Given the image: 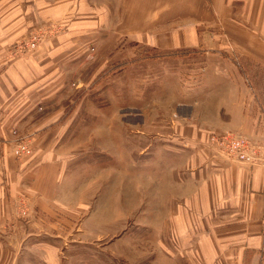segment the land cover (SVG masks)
I'll use <instances>...</instances> for the list:
<instances>
[{"label":"crops","instance_id":"obj_1","mask_svg":"<svg viewBox=\"0 0 264 264\" xmlns=\"http://www.w3.org/2000/svg\"><path fill=\"white\" fill-rule=\"evenodd\" d=\"M53 24L60 31L40 48L10 55L15 41ZM136 48L160 54L136 58ZM132 72L135 90L156 96L152 115L137 104L131 122L96 116L95 107H129L123 91ZM84 102L92 109L80 115ZM112 120L128 131L119 142L124 198L139 212L144 194L157 204L167 238L156 246L168 264H264V166L228 160L206 142L219 129L264 141V0H0V264H60L42 222L85 181V165L96 163L110 185L114 143L100 147L90 124ZM85 121L94 143L79 154L74 140L83 132L73 123ZM14 128L36 132L23 160L5 142ZM19 192L43 221L9 213L8 196ZM79 245L64 264H114L108 255L81 258Z\"/></svg>","mask_w":264,"mask_h":264},{"label":"rangeland","instance_id":"obj_2","mask_svg":"<svg viewBox=\"0 0 264 264\" xmlns=\"http://www.w3.org/2000/svg\"><path fill=\"white\" fill-rule=\"evenodd\" d=\"M45 29L47 28H38V30H41L38 33H42ZM27 34H29V32ZM127 46L128 50L135 47L133 44H127ZM11 49L12 45L10 50ZM136 50L137 51H134V53H136L134 57L136 58L141 56L152 57L157 53L153 52L149 54L151 51L150 49H141L139 51V49L136 48ZM144 51H147L148 55L145 54ZM111 77H113L112 80L117 79L115 75ZM134 77L135 75L133 72L127 74V89L123 91V95L125 94L124 98L129 107H119L117 105H112L110 108L105 109L103 107H95L93 113L97 116L105 111L109 113L111 117H123L122 119L131 122L133 119L130 121L127 116H135L136 110L134 109H136L135 107L139 104V108L142 107L140 109L143 110L144 115L150 117L152 115V110L156 108L152 103V98L156 96H154L153 92L149 89L143 91L135 90ZM82 95L83 92H79V97H82ZM119 96V92L112 91L111 102L115 101V103L118 104L119 101L117 99ZM91 109L92 108H87L84 102L78 114L86 115ZM66 110L65 112L67 114L69 109ZM90 125L94 126L95 134L99 138L98 143L100 147L104 142L114 143V145L110 147L111 159L109 165H111V171L108 179L110 180V187L106 185L105 188L103 186V176L107 175V173H103L104 171L100 169L98 171L95 167L98 166L96 163L93 165L94 167L91 165L90 168H87V165H85L83 171H81L85 181L79 180L75 182V185L72 186L73 192L63 195L64 199L69 200L63 204V210H53V213L49 214V217L45 221L40 220L43 219V214L31 213L33 208H30L29 211L28 197L24 192H19L15 197L8 196L9 213L14 212L15 216L24 215L23 217H25L26 220L28 217L29 219L32 218L31 214H35V218L39 219L38 221H43L42 224L46 225L50 232L55 234L54 236L56 237L55 239L57 240L58 246L54 252L56 258L60 260V264H64L66 260L71 259L72 250L70 247L76 244H80L77 247L78 252L73 253H78L80 257L84 259H87L89 255L94 253L99 257L108 255L111 257L114 264H150L152 258L158 260V264H168V259L161 257L162 253H168L166 250L167 244H164L163 248L166 251H160L156 246V237L162 239V242H165L164 240L167 238L166 220H158V223L156 220L155 210H158L157 204L151 202L150 198H145L144 194L143 208L141 212H139L137 207L135 208L134 201L128 202L124 198L125 188L118 179V177H120L119 166L124 159L123 151H121L122 147L119 145V142L123 143L125 140L123 133L128 131H122L124 129L120 120H112L110 123H93ZM87 126L88 123L86 121L78 122L77 124L73 123V129L75 131L79 133L83 132L82 137L74 140V147L77 146L81 149L79 154L87 146H91L94 143L92 138L88 139L87 134H84L88 130ZM131 126L133 130H137L133 124ZM128 127V130L131 129L129 125ZM14 129L17 130L18 133L12 134L10 131L9 138L5 140L10 147V152L11 145L9 143L13 139H16L17 136H25L26 138L29 136V138L36 139L35 131L20 130L18 128ZM220 130L223 129L209 132L207 138L212 133ZM79 135L81 136V134ZM106 136H111V139H107ZM66 143L68 147H70L71 140L67 139ZM208 147L215 152V149L210 145H208ZM69 149L70 148H68V150ZM106 156L104 152L103 157L106 158ZM96 157L95 155L93 157L91 156V158L96 159L97 162L99 157ZM104 166L106 167V164ZM87 176L90 178L86 179ZM105 179H107V177H105ZM147 195H149V193ZM76 197L80 199L78 204L75 203L74 200ZM126 197L129 199L130 195L127 194ZM104 199L105 201H103ZM136 205L138 206V204ZM108 216L110 218H107ZM154 225H160L158 232L152 229ZM135 232H137V234H135ZM122 233L125 238L123 239L124 241H122ZM185 253V251H179V254L185 255ZM191 256L193 257L192 252ZM86 262L87 261H83L79 264H87Z\"/></svg>","mask_w":264,"mask_h":264},{"label":"built area","instance_id":"obj_3","mask_svg":"<svg viewBox=\"0 0 264 264\" xmlns=\"http://www.w3.org/2000/svg\"><path fill=\"white\" fill-rule=\"evenodd\" d=\"M42 33L41 30H32L19 40L12 44L10 55L17 59L34 50L40 48L49 35H54L60 31V26L53 24L46 27ZM52 28V29H51ZM12 134H17L15 129ZM32 135V134H31ZM33 137V135H32ZM34 138L17 136L10 141L11 154L16 160H22L29 156L33 151ZM207 143L215 152L229 159L243 162L248 165L264 166V141L251 138L239 131L223 129L212 133L207 138Z\"/></svg>","mask_w":264,"mask_h":264},{"label":"trees","instance_id":"obj_4","mask_svg":"<svg viewBox=\"0 0 264 264\" xmlns=\"http://www.w3.org/2000/svg\"><path fill=\"white\" fill-rule=\"evenodd\" d=\"M159 54H160V52H159V53H156L155 56H156V55H159Z\"/></svg>","mask_w":264,"mask_h":264}]
</instances>
